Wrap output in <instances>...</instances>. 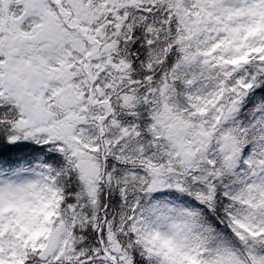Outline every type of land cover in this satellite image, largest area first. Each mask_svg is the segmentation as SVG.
Masks as SVG:
<instances>
[{"label": "snow or ice", "instance_id": "6c2138e0", "mask_svg": "<svg viewBox=\"0 0 264 264\" xmlns=\"http://www.w3.org/2000/svg\"><path fill=\"white\" fill-rule=\"evenodd\" d=\"M0 264H264V0H0Z\"/></svg>", "mask_w": 264, "mask_h": 264}]
</instances>
